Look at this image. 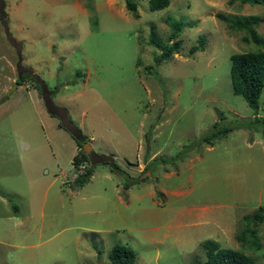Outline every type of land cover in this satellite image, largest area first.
Masks as SVG:
<instances>
[{"label":"rangeland","instance_id":"1","mask_svg":"<svg viewBox=\"0 0 264 264\" xmlns=\"http://www.w3.org/2000/svg\"><path fill=\"white\" fill-rule=\"evenodd\" d=\"M133 1L137 17L124 0H0V264H109L114 243L134 251L133 264H193L205 240L264 264V222L257 250L243 232L264 211V126L253 124L264 89L254 114L229 77L230 54L264 49V22L255 45L216 17H261L264 5L169 0L152 11ZM166 17L182 22L180 46L156 63L147 35L153 26L170 44ZM25 72L57 90L16 84ZM61 122L91 148L76 168L81 147ZM222 126L233 129L202 140ZM99 159L146 178L124 190L123 172L94 163L73 189Z\"/></svg>","mask_w":264,"mask_h":264},{"label":"trees","instance_id":"2","mask_svg":"<svg viewBox=\"0 0 264 264\" xmlns=\"http://www.w3.org/2000/svg\"><path fill=\"white\" fill-rule=\"evenodd\" d=\"M228 3H233L239 1L240 3L247 4H258L264 5V0H226ZM125 7L130 11L133 17H137L136 13V3L133 0H124ZM169 3V0H148L149 10H159L166 7ZM216 17L220 18L221 21L225 23V26L232 31H244L247 34V37H244L245 41H252L255 45H260L262 40L257 35L255 31V26L261 22H264V14L259 17L257 15H241V16H227L218 13ZM169 24L170 32L167 35V41L172 40L170 44L162 43L155 36L153 26H150L147 42L149 45L153 46L159 51L158 57H155V62L167 61L169 60L171 54L177 53L180 46V40L177 38L181 32L182 22L180 20H175L170 17H166ZM203 38H200L197 46H191L189 52L193 53L198 48H201ZM230 65H229V77L231 83V89L233 94L240 95L246 105L253 111L255 114L258 108V98L262 89H264V49H255L251 51L232 53L229 56ZM148 69V67H145ZM24 79H29L33 82V88L36 90L37 94L41 95L42 92L47 91L48 95H52L57 88L48 89L42 81H38L37 77L30 72H25L24 74L19 73L16 84ZM48 101L52 103V100L48 98ZM50 117L59 118L57 114L53 112H48ZM66 120L69 123H73L71 117L67 114ZM61 124V125H59ZM253 124H261L264 126V117H254ZM64 129L69 133V135L74 139L76 146L81 147V144L85 141V138L82 136V133H78L82 136L83 140L80 141L77 139L74 133L69 132V130L62 126V122L58 123V127ZM77 127V126H76ZM233 129L231 126H222L216 131L205 134L202 137V140L205 143L211 144L214 139H219L224 137L228 132ZM79 130V129H78ZM93 154V153H92ZM94 155V154H93ZM89 155L84 154L81 148L72 157L71 163L73 166H78L82 162H88ZM94 163L101 164H110V169L116 172H123L126 177L122 185V189H127L128 186L132 183H137L139 180L146 178L142 176L141 178H135L128 180V175L118 169L115 163L109 159H99L98 161L93 162V164L87 165L84 170L78 173L71 182V187L77 189L83 186L89 179L92 174ZM146 168H143L145 170ZM140 171V172H143ZM264 222V211H261V207L258 210L254 211L251 215V218L247 220V226L244 228L243 232L247 233L250 237L249 242L253 245V248L257 250L259 248L256 236V227L258 224ZM241 240V236L238 237ZM203 253V258H194L193 264H255L252 257L245 254L241 250L232 249L228 247H220L216 241L205 240L202 241L199 245ZM107 258L109 264H133L135 261V253L129 247L121 244L114 243L109 248L107 253Z\"/></svg>","mask_w":264,"mask_h":264},{"label":"water","instance_id":"3","mask_svg":"<svg viewBox=\"0 0 264 264\" xmlns=\"http://www.w3.org/2000/svg\"><path fill=\"white\" fill-rule=\"evenodd\" d=\"M88 148H90L89 145H87L85 142H83L81 145V149H82L83 153L87 154Z\"/></svg>","mask_w":264,"mask_h":264},{"label":"clouds","instance_id":"4","mask_svg":"<svg viewBox=\"0 0 264 264\" xmlns=\"http://www.w3.org/2000/svg\"><path fill=\"white\" fill-rule=\"evenodd\" d=\"M82 145V144H81ZM90 147V146H89ZM91 149V148H90ZM82 150V149H81ZM85 154V153H84ZM86 162H82L80 165H78V166H81L82 164H85ZM72 164V163H71ZM73 166V165H72ZM75 167V166H74ZM83 167H84V165H83ZM76 168V167H75ZM90 178V177H89Z\"/></svg>","mask_w":264,"mask_h":264}]
</instances>
